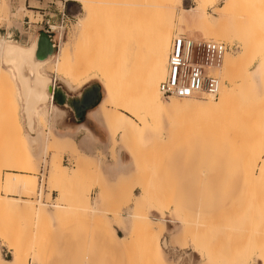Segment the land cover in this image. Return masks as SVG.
<instances>
[{"label": "rangeland", "instance_id": "374dc122", "mask_svg": "<svg viewBox=\"0 0 264 264\" xmlns=\"http://www.w3.org/2000/svg\"><path fill=\"white\" fill-rule=\"evenodd\" d=\"M126 1L135 4L146 0ZM159 1L162 0H151L150 4ZM255 1L232 0L229 14L219 20L217 14L229 0H172L175 18L167 35L166 54L175 35H181L195 45L199 42L222 43L230 51L223 56L219 66L208 71L218 80L214 98H160L159 103L196 101L218 105L219 96L225 91L227 99L223 107L208 115L196 114L179 105L169 117L172 126L160 117L156 126L145 122L139 125L133 137H127L117 133V129L108 123L99 104L90 115L93 119L91 131L102 140L90 154L75 149L76 135L53 128L54 121L59 118L66 125L72 122V113L67 107H57L51 101L40 103L27 124L16 74L9 65L1 63L0 57V67L10 72H0V112L16 114L6 116L3 121L6 127L12 125L11 130L16 127L18 130V135L13 132L7 135L5 125V129L0 128V198L9 197L16 206L11 213H3L0 209V215H5L0 219V229L4 233L0 237V264H212L200 247L190 243L194 239L201 244L197 240L201 239L205 244L203 241L209 237L210 248L216 245L213 264H219L225 250L242 240L235 228L239 221L244 229L241 231L246 233H242V242L247 233L256 238V230L264 226V175L258 178L251 172L253 161L264 146V0ZM198 3L209 24H196L181 17L182 10L196 8ZM53 4L59 6V10L64 4L63 22L59 17L54 22L60 32L55 38V54L65 44L74 45L77 22L84 15L76 2L0 0V50L5 45L29 50L33 32L44 19L39 16L42 12L53 13ZM36 9L40 11L38 14L30 12ZM27 17L31 22L28 26L25 24ZM7 35H11L16 43L4 39ZM148 37L147 34L146 40ZM146 55L147 51L145 58ZM54 65L55 59L51 58L39 72L69 95L76 97L84 87L97 84L101 100L108 99L106 90L94 75L74 74L73 77L71 68L57 72ZM5 106L11 108L5 109ZM2 107L9 110L4 111ZM5 115L2 116L5 118ZM9 116L17 123H11L14 121ZM0 119L3 118L0 116ZM32 127L33 133H30ZM12 134V139L15 135L17 140H11L13 143L8 146L6 142L10 139L7 137ZM35 146L39 149L34 152ZM16 149L23 158L18 157L20 153ZM14 162H18L14 164L15 168L24 166V171L8 169L14 168L8 166H13ZM7 181L13 184L11 189L3 185ZM28 181L33 183L28 184ZM36 200L44 205L40 213L44 221L38 218L41 225L33 224L35 218L30 217L33 221L28 223L30 219L27 221L25 216L27 210L38 208ZM256 207L261 212H257ZM20 208L26 209L25 212ZM189 215L193 216L192 221ZM185 216L189 217L190 223ZM142 218L146 219L148 234L143 231L145 221ZM137 222L142 224L141 228L144 226L142 230L139 224L136 226ZM213 229L219 232L215 233ZM241 231H238L240 236ZM196 234L201 238L196 239ZM13 250L18 252V261L12 255ZM263 263L261 258L254 256L249 264Z\"/></svg>", "mask_w": 264, "mask_h": 264}, {"label": "bare ground", "instance_id": "6f19581e", "mask_svg": "<svg viewBox=\"0 0 264 264\" xmlns=\"http://www.w3.org/2000/svg\"><path fill=\"white\" fill-rule=\"evenodd\" d=\"M71 1L76 2L78 5H80L81 9L84 11L83 17L78 20L77 25H76L77 37H76V41H75L74 45L69 46V45L65 44L58 51V54H55V39L51 38V45L53 46L52 54L43 60H38L35 56L36 51H37V36L39 34L38 33L36 38L32 41L33 44L31 45V48H29V50H22L18 47L11 46V45H5L0 50L1 63H3L5 66L9 65L12 68V70L15 72L16 78L19 82L21 96L23 97V107H24L23 111L25 112V117H26L25 119L27 120V124H29L31 122V117H32V114L35 110V107L40 103H44L45 101L50 103V101L52 99L50 90L52 87H55L56 84L54 83V81L50 82L48 79L42 77L41 72H39V68H41L51 58L55 59L54 67H55V70L57 72L66 71L68 68H71L72 72H73V74L71 73L72 76L74 74H79L80 76L85 75V74H90V75H94L98 79V81L103 85V87L106 90L107 95H108L107 100H104V99L101 100V98H100L98 105L100 104L99 106L101 107L102 112H103L104 116L106 117L108 123L112 127H115V129H117V131H118L117 133H119V132L123 133L127 137H133L137 128L139 127V125L144 124L145 122L156 126L159 122L160 117L162 119H165L166 121H168L169 117L175 113L176 107L179 105L183 106V107H188L189 109L193 110L196 114H208L209 115L210 113H212L214 110L220 108V106H222L225 103V101L227 99V95H226V92L223 91V92H221V94L219 93L220 96H219V104L218 105L217 104L215 105L212 103H205V102L204 103H198L196 101H183V102H179V103L178 102H168V103H165L164 105H160L159 99L161 98V95H159L160 93L158 90V86L160 84L159 82H161L164 79L166 59H167V54H166L167 35L170 32L169 31L170 27H171V25L174 21V18H175L172 0H162V1L156 2L155 4H150L151 0L148 3L146 2L147 0L145 1V3H144V1L139 0L140 2L142 1V3H135V4L129 3L126 0H71ZM201 1H203V0H201ZM225 1H227V0H225ZM231 1L232 0H229V3L227 5H225V7L220 9V11L218 12L217 17L219 20L224 18L225 16L227 17V15L229 14L228 11L231 10L230 9V7H231L230 2ZM247 1H249V0H247ZM198 2H200V1H198ZM208 2H209V0H208ZM252 2H253V0H252ZM252 2H250L251 6H252ZM259 3H261V2H259ZM198 4L199 5L196 8L188 9V10H182L180 13L181 17L182 18L185 17L186 20L188 19V21H191V22L196 23V24H207V23L209 24V22H207V19H206L207 16H205L204 9L200 6V3H198ZM253 6H254V4H253ZM248 7H249V5H248ZM261 7H262V5H261ZM252 8L254 9V7H251V9ZM252 12H255V10ZM262 13H263V11H262ZM249 14H250V11H249ZM249 14H247V17ZM253 15H255V13H253ZM230 16H231V14H230ZM263 16H264V14H263ZM208 21H209V19H208ZM211 26H213V25H211ZM147 34L149 37L146 40ZM145 51H147L146 58L144 57ZM233 63H234V61H233ZM0 72H4V73H8V74L10 73L7 69H4L2 67H0ZM6 98H8V97L6 96ZM174 100H188V99H174ZM5 101L6 100H4V102ZM1 102L3 103V100ZM3 108L4 107H2V109ZM6 108H11V107L5 106V109ZM8 110H4V111H8ZM10 112H12L11 109H10ZM4 113L5 112H2V115H5ZM10 114L6 113L5 118H4V116L0 115L3 118L2 120L0 119L1 120L0 121V128L1 129L4 128V125L6 124L5 123L6 116H8ZM11 115H13V113ZM14 115H16V114H14ZM12 117L9 116V118L14 121L11 123L16 124L17 122H15L14 118H12ZM9 118L7 117V120ZM3 120H5V121H3ZM1 122H3V127H2ZM167 124H169L168 126H172L171 120L168 121ZM7 125H8V123H7ZM9 126H10V124H9ZM11 126L9 128L8 126L6 127V125H5V128H6L5 132L8 130L6 132L7 135H10L11 132L15 133V135H18L17 134L18 130L16 129L17 127L15 128L14 127L15 125H13L12 129L15 128L13 131V130H11ZM29 127H30V125H29ZM9 129L11 131H9ZM2 132L4 133L3 130H2ZM15 135H14V137L16 138ZM12 136H13V134L11 136H9V138L7 137L8 140L10 139L9 143L6 142L8 144V146L10 143L12 144L13 142H16V140H17V139L15 140L14 137H13L14 139H12ZM17 138H18V136H17ZM17 144L18 143H16L15 145H17ZM13 146L14 145H12V147ZM18 148H19V150L21 149L20 147H18ZM9 150H10V148H9ZM19 150L16 149V151H19ZM249 150H250V148H249ZM19 153L20 154L18 155V157L23 158L22 153L20 151H19ZM8 154L10 155V153H8ZM8 156L6 155V157H8ZM18 157H17V159H18ZM2 158H4V157L2 156ZM4 159L6 160V158H4ZM0 160H1V158H0ZM9 161H10V159H9ZM21 161H22V163H24L23 160H21ZM10 162H12V160ZM17 163L14 162L13 166H11L9 164L8 166L14 167V168H8V169L24 171V169H25L24 166L20 167V169L15 168L16 166H14V164H17ZM22 163L20 166L23 165ZM4 165H7L6 162ZM2 167L4 168V166H2ZM5 169H7V167H5ZM249 171H251V169ZM251 172H252V176L256 175L258 178H260V177H262V175H264V146L259 149V152L255 158V162L253 161V167H252ZM251 172H249V173H251ZM249 173H247L248 177L251 176V174H249ZM258 178H256V180H258ZM28 182H29L28 184L33 183V181H31V182L28 181ZM252 182H253V180H252ZM3 185L5 187L10 188V189H11V187H13V184H11V181L4 182ZM23 186H25V183L23 184ZM250 187H251V184H250ZM251 190H252V188H251ZM3 192H6V190ZM251 192L252 191H250V193ZM36 202H37V204H36ZM36 202H35V205H37L38 208L36 207L35 210H31L30 212H29L30 209L27 210L26 212H28V214H27L28 217L25 213L27 221L30 218H35L36 221H35V219H34V221L32 219H30L28 221V223L33 221V224L35 222H38V224H40L39 219H41V218L43 219L42 221H44L43 216L40 218L41 208L44 207V205L41 204L39 200H36ZM248 203H249V201H248ZM15 207L16 206L12 202L11 198H9V197H7V199L0 198V209L3 210V213L5 211H9L10 213L13 212ZM257 207L262 208L259 206H257ZM257 207H256L257 212H261V211H259L261 209L258 210ZM56 208H59V207H56ZM20 209H21V211H24V212L26 210V209L22 210V208H20ZM21 211H19L20 215L22 214ZM3 215H0V219H1V217L3 218L5 216V215L4 216ZM6 215L8 216V213H6ZM14 215H15V213H14ZM192 215H194V214H192ZM186 216H185L186 221L189 219V217H191V221H192L193 216L189 215V217H187L188 219L186 218ZM195 217H196V215H195ZM144 218H142L143 221L146 220V219L144 220ZM14 219H16L15 216H14ZM2 220H6V219H2ZM94 220H96V218ZM201 220H205V219H201ZM208 220H210V219H208ZM9 221H12V220L9 219ZM96 222H97V220H96ZM190 222L188 220L187 223H190ZM144 223H145V228H147V229L144 230L145 228H143L144 227L143 226L142 227L143 231L144 232H146V231L150 232V230H148V225H147L146 221ZM205 223H207V221ZM238 223L239 224H236L238 229H237V227L234 226L236 228V234L239 233L238 238L241 239L240 237H242V240H243V237L246 233H243L241 231V230L244 231V229H241L242 228V225H240L241 222L239 221ZM2 224H5L4 221H2ZM33 224L30 225L31 228L33 227ZM38 224H36V225L38 226ZM138 224L139 223L137 222L136 226ZM157 224L160 225L159 221L157 222ZM185 224L186 223L184 222L183 230L186 229ZM208 224H212V222L211 223L209 222ZM208 224H205V226L206 225L208 226ZM213 224L215 225V223H213ZM133 225H134V222H133ZM141 225L139 224L140 227L139 226L138 227L142 230ZM218 225H219V223H218ZM8 226H5V227L8 228ZM188 226H189V224H188ZM219 227L224 228L221 226H219ZM213 228H215V227H213ZM216 228H217V226H216ZM225 229L227 231V228H225ZM33 230H35V229L33 228ZM141 230H139V232H141ZM201 231H203V230L201 229ZM213 231H215V229H213ZM238 231H241L242 236H240V232H238ZM245 231H246V227H245ZM144 232H142L143 235L147 233V232L146 233H144ZM186 232H187L186 235L188 236V231H186ZM195 232H197V231H194V233ZM216 232L218 233L219 230H216L215 233ZM256 233H257V235H254V236H256V238L251 237V235H249L247 233V235H246L247 237H245V239H244L246 242L245 241L242 242V240H239L241 242L238 241L239 243L237 242L234 245L232 244L230 246V248L228 247V249L225 250L226 253L224 252L225 256L221 258L222 259L221 263H219V262L218 263L219 264H249L253 260L254 256L261 258L264 262V226L259 227V229L256 230ZM189 234H190V232H189ZM254 234H255V232H254ZM193 235L194 234L192 233V236ZM200 235H202V234H200ZM208 235H210V234H208ZM3 236H4L3 230L0 229V237H3ZM183 236H185V235H183ZM234 236H237V235H234ZM190 237H191V234H190ZM150 238H151V236H150ZM197 238H201V237L199 235H197L196 239ZM210 238L211 237H209V239ZM248 238H250L251 241H248V243H247ZM148 239H149V237L147 238V240ZM209 239H207L206 241H203V243L205 242V244H202L201 239H197L198 241L201 242V244L196 242L194 239L193 240L191 239L190 243L200 247L202 249V251L204 253H206V255L212 261V264H213L214 263L213 261H215V259H214L215 257L213 254L216 253V252L213 253V251H215L214 247L216 245L213 247V249L210 248L209 243H211L212 241L210 240L211 242H208ZM221 239H222V237H221ZM226 240H227V238H226ZM223 242H224V240H223ZM148 244L146 243L145 246H148ZM208 245H209V247H208ZM226 245H228V244H226ZM12 255L15 257L16 261L19 260L18 259L19 255H18V252L16 250L12 251ZM40 260H41V258H40ZM19 264H20V262H19Z\"/></svg>", "mask_w": 264, "mask_h": 264}, {"label": "built area", "instance_id": "2783aa9c", "mask_svg": "<svg viewBox=\"0 0 264 264\" xmlns=\"http://www.w3.org/2000/svg\"><path fill=\"white\" fill-rule=\"evenodd\" d=\"M63 5L59 10V6L53 4V13L48 15L41 13L39 17L44 19L33 32V40L38 33H44L54 39L56 34H60L54 22L58 17L63 22ZM30 12L38 14L40 11L36 9ZM25 24L27 26L31 24L30 18H26ZM4 39L16 43L11 35H7ZM229 51L230 49L222 43L199 42L195 45L183 36L175 35L168 49L166 73L158 86L161 98L163 100L198 99L204 96L214 98L218 91V80L208 71L219 66L223 56Z\"/></svg>", "mask_w": 264, "mask_h": 264}, {"label": "water", "instance_id": "95a60500", "mask_svg": "<svg viewBox=\"0 0 264 264\" xmlns=\"http://www.w3.org/2000/svg\"><path fill=\"white\" fill-rule=\"evenodd\" d=\"M53 46L51 37L43 33L37 36L36 58L43 60L51 55ZM51 103L57 107H67L74 120L81 122L87 111L95 108L100 101V87L97 84H90L84 87L78 96L73 97L66 94L60 86L55 85L50 90Z\"/></svg>", "mask_w": 264, "mask_h": 264}, {"label": "crops", "instance_id": "0c3cea01", "mask_svg": "<svg viewBox=\"0 0 264 264\" xmlns=\"http://www.w3.org/2000/svg\"><path fill=\"white\" fill-rule=\"evenodd\" d=\"M63 91L69 95V93H67L65 90ZM93 110L94 108L87 111L83 121L81 122L74 120L72 117V122L69 125H66V123L62 122L59 118L54 121L53 125L55 131L68 135H76L73 141L74 147L76 150L84 154L92 153L97 147L96 143L102 140L99 135H96L95 132L91 131V123H93V119L90 115H92ZM30 133H33V127ZM38 149L39 148L35 146V148H33V151L35 152Z\"/></svg>", "mask_w": 264, "mask_h": 264}]
</instances>
